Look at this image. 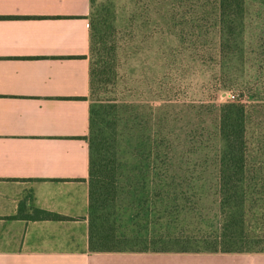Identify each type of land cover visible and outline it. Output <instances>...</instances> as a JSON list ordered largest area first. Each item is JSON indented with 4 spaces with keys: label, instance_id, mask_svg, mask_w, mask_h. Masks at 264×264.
I'll return each instance as SVG.
<instances>
[{
    "label": "crops",
    "instance_id": "0c3cea01",
    "mask_svg": "<svg viewBox=\"0 0 264 264\" xmlns=\"http://www.w3.org/2000/svg\"><path fill=\"white\" fill-rule=\"evenodd\" d=\"M90 12L0 0V264H264V250L90 248Z\"/></svg>",
    "mask_w": 264,
    "mask_h": 264
},
{
    "label": "rangeland",
    "instance_id": "374dc122",
    "mask_svg": "<svg viewBox=\"0 0 264 264\" xmlns=\"http://www.w3.org/2000/svg\"><path fill=\"white\" fill-rule=\"evenodd\" d=\"M93 1L95 10L114 1L123 11L130 1L203 0ZM247 1L244 80H238L241 86H223L216 63L191 57L174 36L165 38L159 33L152 40L141 36L136 57L123 59L121 72L125 78L120 87L131 83L134 91L131 96L127 92L118 103V192L105 209L121 236V247L212 246L210 241L220 233L222 222L217 194L219 111L220 105L234 95L233 99L246 102L248 111L252 188L246 204L245 230L253 241L251 250H264V52L257 55L264 51V0ZM156 13L152 14L154 19L159 16ZM163 43L169 49L164 68ZM165 69L168 76L163 86L169 92L160 98Z\"/></svg>",
    "mask_w": 264,
    "mask_h": 264
},
{
    "label": "trees",
    "instance_id": "16d2710c",
    "mask_svg": "<svg viewBox=\"0 0 264 264\" xmlns=\"http://www.w3.org/2000/svg\"><path fill=\"white\" fill-rule=\"evenodd\" d=\"M248 4L247 0L130 1L127 9L120 11L114 1L95 10L94 1L91 0L89 95L92 101L89 131L84 138L89 145L88 222L92 250H127L120 246L121 236L117 235L114 222L109 221V212L105 210L118 192V103L127 92L131 96L134 91L131 83L120 87L121 79L125 78L121 72L123 59L136 57L141 36L145 40H152L159 33L166 35L165 38L174 36L176 40V37L181 40L182 47L191 57H200L204 63H216L223 86H241L238 80H244ZM154 12L156 16L159 15L155 19L152 17ZM168 51L163 43L162 68L167 66ZM262 52L263 49L257 55ZM234 60L238 63L234 64ZM167 76L168 71L165 69L160 79V98L169 92L164 87ZM247 127V104L242 98H232L220 105L217 194L222 219L221 231L210 241L212 246L176 250L262 251L251 250L253 241L248 238L249 234L245 230L246 204L252 188ZM100 209L104 211L100 213ZM28 217L67 218L43 209Z\"/></svg>",
    "mask_w": 264,
    "mask_h": 264
},
{
    "label": "built area",
    "instance_id": "2783aa9c",
    "mask_svg": "<svg viewBox=\"0 0 264 264\" xmlns=\"http://www.w3.org/2000/svg\"><path fill=\"white\" fill-rule=\"evenodd\" d=\"M231 98H234V95H230Z\"/></svg>",
    "mask_w": 264,
    "mask_h": 264
}]
</instances>
